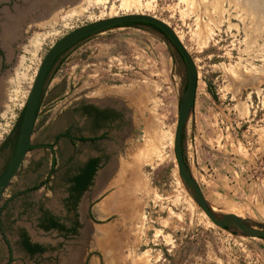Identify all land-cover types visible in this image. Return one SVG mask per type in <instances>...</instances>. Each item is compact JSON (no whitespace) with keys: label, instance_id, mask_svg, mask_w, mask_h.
Masks as SVG:
<instances>
[{"label":"rangeland","instance_id":"374dc122","mask_svg":"<svg viewBox=\"0 0 264 264\" xmlns=\"http://www.w3.org/2000/svg\"><path fill=\"white\" fill-rule=\"evenodd\" d=\"M56 1L0 0V144L18 122L44 57L60 39L115 16H153L175 30L199 73L183 143L192 175L217 215L264 225V23L256 25L230 0H87L81 8L64 3L57 12L47 10ZM221 2L225 13L223 20L214 16L216 24L206 14H214ZM187 80L175 48L149 26L106 30L60 58L47 80L33 142L52 143L55 134L77 122L71 110L82 102L121 106L128 120L101 146L75 150L63 141L56 146L58 176L48 191L22 193L40 184L52 164L51 152L41 146L27 155L3 196V203L11 200L4 211L12 221L6 229L10 264H264V239L215 226L180 179L174 139ZM118 88L135 93L120 94ZM71 155H101L103 163L82 209L92 205L97 221L83 213L85 228L64 243L37 229L36 204L42 201L62 214L61 173ZM8 158L0 159V172ZM35 163L42 165L37 172ZM120 169L124 176L118 180ZM20 228L54 248L26 256ZM8 259L0 235V264Z\"/></svg>","mask_w":264,"mask_h":264},{"label":"flooded vegetation","instance_id":"af4514ba","mask_svg":"<svg viewBox=\"0 0 264 264\" xmlns=\"http://www.w3.org/2000/svg\"><path fill=\"white\" fill-rule=\"evenodd\" d=\"M71 112L77 122L74 121L75 123L73 122L69 124L64 130L55 134L52 143L36 144L35 142H33L36 147L41 146L46 151L51 152L52 164L50 166V170L46 178L40 184L30 187L22 193L28 194L42 189H44L45 191L49 190L51 182L53 181L55 176H58V158L57 150L55 147L62 143V141L67 147L72 146L75 150H77L80 146H101L102 143L110 139L114 133H121L125 122L128 120L124 109L121 108V106L115 104H107L102 106L93 102H82L75 106L71 110ZM35 132L36 128L34 134ZM19 137L20 132L15 125L10 134L5 138L2 144H0V159H2L5 154H9V158L0 172V179L5 174L15 155L19 142ZM36 147L31 149L29 153L34 151ZM62 158L64 159V156H62ZM93 159H99L98 169L93 178L92 185L88 188V190L81 193L80 191H77L75 189L76 185L74 180L79 174L82 173L83 170L87 168L88 164ZM102 163L103 157L101 155L89 156L87 158L76 155L70 156V162L68 163V166L65 170L63 169V172L61 173V179L63 180L64 190L62 192V205L60 207H62L61 210L64 213L61 211L62 214H60L54 211V209H52L51 207L45 206L42 201H38L36 204V209L38 212V230H40L44 234H56L58 239H63L65 243L68 242L69 239L77 237L81 233L82 228H85L82 222L83 213L85 217H88L93 222L97 221L94 216L92 205H89V207H87L86 212L82 211V209L85 208L84 197L87 192H89V190L95 186L96 180L99 177V172L102 169ZM22 167L23 165L21 166V169L17 176L20 175ZM41 167L42 165L35 163L33 169L37 172L41 169ZM5 192H7V190ZM3 196L0 194V235L3 241L8 246V264H10L13 259V248L11 246L10 240L7 237L6 229L11 225L12 221L6 219V217L4 216V211L6 209V206L11 202V200H6L3 203ZM46 196L47 194L44 193L43 197ZM54 223L57 224V227H53ZM89 230H85L86 235L90 232ZM24 234H26L27 238L33 246L38 245L45 250L36 253L29 252L23 246ZM18 236L20 241L19 244L22 251L26 254V256L30 258H34L36 256H43L54 248L53 244L46 243L40 240H35L30 235V232L27 228H20ZM62 246H65V244H63Z\"/></svg>","mask_w":264,"mask_h":264},{"label":"water","instance_id":"95a60500","mask_svg":"<svg viewBox=\"0 0 264 264\" xmlns=\"http://www.w3.org/2000/svg\"><path fill=\"white\" fill-rule=\"evenodd\" d=\"M86 1L87 0H57L56 2L49 4L47 10L51 8V12H57L59 11L60 5L64 3L70 4L72 8H81ZM133 22L148 23L158 28L160 30L159 32H161L167 41L175 48L186 66L188 80L180 104L174 139L178 172L185 189L215 226L237 232L246 237L264 239V225L241 219L234 214H225L222 217L217 215L207 201L201 186L192 175L186 158L183 144V133L190 120L197 99L199 86L198 69L195 60L187 50V47L179 39L175 30L166 22L149 15L131 14L115 16L87 24L70 32L48 51L38 69L37 75L30 89L29 98L25 106L17 150L8 169L0 179V194L3 196L4 192L10 187L12 181L17 177L21 166L25 162L29 151L36 147V145L33 144V135L37 124L39 108L44 97L49 70L56 59L63 52L88 37Z\"/></svg>","mask_w":264,"mask_h":264},{"label":"trees","instance_id":"16d2710c","mask_svg":"<svg viewBox=\"0 0 264 264\" xmlns=\"http://www.w3.org/2000/svg\"><path fill=\"white\" fill-rule=\"evenodd\" d=\"M124 26H134V27H138V26H149L152 27L158 31H160L158 28H156L155 26L148 24V23H143V22H133V23H128L125 24ZM71 48H69L68 50H70ZM66 50L65 52H63L57 59L56 61L53 63V65L51 66L49 73H48V78L50 76V74L52 73L55 65L57 64V62L60 60V58L68 51ZM40 109V108H39ZM24 112H25V107L20 115V118L18 120V122L16 123V128L19 129V132L21 130V125H22V121H23V116H24ZM185 140V131L183 133V143ZM98 165H99V159H93L90 161V163L88 164L87 168L85 170L82 171L81 174H79L74 182H75V189L77 191H80L81 193H83L84 191L88 190V188L92 185L93 183V178L95 176V173L98 169ZM53 227H57V224L54 223ZM52 227V228H53ZM48 228V227H47ZM51 228V227H50ZM23 246L31 253H36V252H42L45 249H43L42 247L38 246V245H32L29 241V239L27 238L26 234H24V242H23Z\"/></svg>","mask_w":264,"mask_h":264},{"label":"bare ground","instance_id":"6f19581e","mask_svg":"<svg viewBox=\"0 0 264 264\" xmlns=\"http://www.w3.org/2000/svg\"><path fill=\"white\" fill-rule=\"evenodd\" d=\"M71 1V0H70ZM101 1V0H100ZM221 0H219V2H220ZM225 1V0H224ZM69 2V1H68ZM230 5H234V7H235V9L236 10H238L239 11V13H241V12H243V13H246L247 15H249V16H251L252 17V20H253V22L254 21H256L257 22V24L256 25H259L258 23H264V0H246L245 1V3H239V1H237V0H230ZM214 7H216V10H215V13L214 14H212V13H208V14H206L207 15V17L212 21V22H214V23H216L217 24V22L215 21V19H214V16L216 17V16H219L221 19L223 18V13H225L224 11H223V3L221 2L220 3V5H215ZM71 8V7H70ZM205 10H207V9H205ZM225 10V9H224ZM71 14V13H70ZM212 14V15H211ZM241 15V14H240ZM206 17V18H207ZM220 20V19H219ZM223 20V19H222ZM221 20V21H222ZM211 22V23H212ZM55 23V22H54ZM212 24V25H215V24ZM218 25H219V23H218ZM217 25V26H218ZM216 27V26H215ZM178 36V35H177ZM179 37V36H178ZM180 39V38H179ZM181 40V39H180ZM36 46L38 47L39 46V42H38V39H37V41H36ZM36 47V48H37ZM200 90V86H198V91ZM113 91V90H112ZM117 92H119L120 94H123V93H125V94H128V93H130V91H126L125 89H122V88H118L117 90H116ZM115 92V91H114ZM133 93H135L134 91H132L131 93H130V95L131 94H133ZM198 93V92H197ZM111 94V93H110ZM147 94V93H146ZM149 94V93H148ZM139 94H137V96H138ZM140 95H142L141 93H140ZM143 97H145L144 95H142ZM139 98H141L140 96H138ZM148 97V96H147ZM146 98V97H145ZM145 98H143V99H145ZM149 99H150V97H149ZM142 101V100H141ZM148 101V100H147ZM144 102V101H143ZM136 159H138V158H136ZM146 159H148V158H146ZM139 160H141L140 158H139ZM124 166V165H123ZM126 171V170H125ZM122 172H123V174H122ZM123 176H124V171H122V169H120V173H119V176H118V180H121L122 178H123ZM113 208V207H112ZM112 210V209H111ZM214 210V209H213Z\"/></svg>","mask_w":264,"mask_h":264}]
</instances>
